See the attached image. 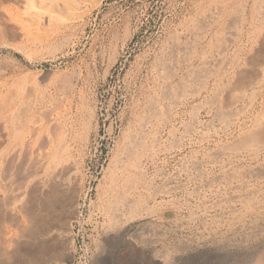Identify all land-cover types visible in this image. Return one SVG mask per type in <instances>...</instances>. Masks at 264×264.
<instances>
[{"label": "rangeland", "instance_id": "obj_1", "mask_svg": "<svg viewBox=\"0 0 264 264\" xmlns=\"http://www.w3.org/2000/svg\"><path fill=\"white\" fill-rule=\"evenodd\" d=\"M88 1L0 44V90L19 95L2 206L27 222L17 189L40 149V175L59 163L70 180L54 185L61 228L28 238L7 220L25 241L0 264H264V0ZM53 237L60 260L34 246Z\"/></svg>", "mask_w": 264, "mask_h": 264}, {"label": "bare ground", "instance_id": "obj_2", "mask_svg": "<svg viewBox=\"0 0 264 264\" xmlns=\"http://www.w3.org/2000/svg\"><path fill=\"white\" fill-rule=\"evenodd\" d=\"M88 0H0V44L2 45H7V44H12L14 45V37L16 35H20L21 31L24 32L22 30V26H31V27H36V18L40 17L41 18H45V26H43V30L44 32H46L49 27L52 26V24H57V28L59 26V23L63 21H69L70 18L81 15V5L85 2H87ZM94 1V0H93ZM255 1V0H254ZM253 1V2H254ZM89 2V1H88ZM6 3H10L13 4L15 6L16 12H11L9 11V13L7 12L8 10L5 9V4ZM98 3V1H97ZM257 4V3H256ZM7 5V4H6ZM234 5V4H233ZM245 5V4H244ZM232 7V6H231ZM233 10V9H232ZM231 13V12H230ZM84 15V14H83ZM82 17V16H81ZM79 18V17H78ZM55 19V20H54ZM74 20V18H72ZM40 21V20H39ZM44 21V20H43ZM53 21V23H52ZM54 21H56L54 23ZM42 21L38 22L41 23ZM233 22V21H232ZM44 24V23H43ZM72 24V23H71ZM262 24V23H261ZM65 25V24H64ZM71 26V25H70ZM201 26V25H200ZM38 27V26H37ZM36 27V28H37ZM40 27V26H39ZM67 27V25H66ZM50 28V29H51ZM60 28V27H59ZM227 28V27H226ZM56 28H54L55 30ZM64 30V27L61 28ZM32 30V29H31ZM53 30V29H52ZM28 30H26L27 32ZM37 31V30H36ZM32 32V31H31ZM39 31H37L38 33ZM41 32V31H40ZM54 32V31H53ZM58 32V31H57ZM49 33H51L49 31ZM59 33V32H58ZM179 33V32H178ZM52 34V33H51ZM34 35V33L32 34ZM47 35V34H46ZM29 36V35H28ZM41 36V34L39 35ZM48 36V35H47ZM46 36V38H47ZM63 36V35H62ZM34 37V36H33ZM22 38V37H21ZM20 38V39H21ZM27 38V37H26ZM30 39V38H29ZM34 39V38H33ZM19 40V39H18ZM39 41H41L40 37L38 39ZM37 40V41H38ZM45 40V39H44ZM190 40V39H189ZM229 40V38H228ZM16 41V40H15ZM36 41V40H35ZM223 43V42H222ZM23 46V45H22ZM225 49V48H224ZM242 54V53H241ZM231 57V56H229ZM228 57V58H229ZM173 58V57H172ZM236 63V62H235ZM248 66V65H247ZM223 71V70H222ZM221 71V72H222ZM200 72V71H199ZM53 73V72H52ZM204 74V73H203ZM62 75V74H60ZM2 77V76H1ZM227 77V76H226ZM32 78V77H31ZM56 78V77H55ZM252 78V77H251ZM239 79V78H238ZM69 80V79H68ZM197 80V79H196ZM233 80V79H232ZM254 80V79H253ZM16 82V81H15ZM245 82V81H244ZM19 83V82H18ZM43 83V82H42ZM58 84V83H57ZM244 85V84H243ZM54 87V86H53ZM57 87V86H56ZM230 88V87H229ZM243 88V87H242ZM27 89V88H26ZM30 90V89H29ZM34 90V89H33ZM239 91V90H237ZM236 91V92H237ZM29 92V91H28ZM45 92V91H44ZM171 92V91H170ZM235 92V91H234ZM31 94V93H28ZM23 95V94H22ZM179 95V94H178ZM215 95V94H214ZM229 95V93H228ZM18 91H14L13 93L10 92V90L7 89V91L4 90H0V151L2 146L5 144L7 137L9 135H11L14 131V128L12 127V122L13 121V113L17 108V103L16 101L19 99L18 97ZM32 96V95H31ZM59 96V95H58ZM64 96V95H63ZM222 97V96H221ZM231 98V97H230ZM22 99V98H21ZM42 99V98H41ZM29 101V100H28ZM60 101V100H59ZM238 101V100H237ZM21 102V101H20ZM58 102V101H57ZM227 102V101H226ZM31 103V102H30ZM22 104V103H21ZM38 105V104H37ZM22 106V105H21ZM31 106V105H30ZM219 106V105H218ZM16 107V108H15ZM23 107V106H22ZM27 107V106H26ZM231 107V106H230ZM36 108V107H35ZM55 108V107H54ZM57 108V107H56ZM15 109V110H14ZM53 109V108H52ZM23 110L24 109L23 107ZM36 110V109H35ZM168 110V108L166 109ZM224 110H222L221 112L223 113ZM229 111V110H228ZM233 111V110H232ZM16 112V111H15ZM19 112V111H18ZM26 111H24L23 113H25ZM220 112V113H221ZM227 112V110H226ZM16 114H18L16 112ZM27 113H25L26 116ZM67 114V113H66ZM224 114V113H223ZM231 114V113H230ZM238 114V113H237ZM20 115V114H19ZM232 115V114H231ZM22 116V115H21ZM227 116V114H226ZM236 116V115H235ZM15 118V117H14ZM20 118V117H19ZM29 118V117H28ZM33 118V117H32ZM18 119V117L16 118ZM15 119V120H16ZM50 119V118H49ZM222 119V118H221ZM23 120V119H21ZM30 120V119H29ZM53 120V119H52ZM258 120V119H257ZM237 121V120H236ZM29 122V121H28ZM51 122V121H50ZM61 122V121H60ZM74 123V122H73ZM162 123V122H161ZM232 123V122H231ZM257 123V122H256ZM17 124V123H16ZM21 124V123H20ZM260 124V123H259ZM23 125V124H22ZM25 125V124H24ZM42 125V124H41ZM261 125V124H260ZM16 126V125H15ZM37 127V126H36ZM53 127V126H52ZM56 127V126H55ZM38 128V127H37ZM21 129V126H20ZM17 129V130H20ZM55 129V128H54ZM57 129V128H56ZM46 130V129H45ZM53 130V128H52ZM59 130V129H58ZM35 131V130H34ZM197 131V130H196ZM20 132L22 133L23 131L20 130ZM29 132V130H28ZM39 132V131H37ZM159 132V131H158ZM259 132V131H258ZM18 133V131H17ZM31 133V132H30ZM52 133V132H51ZM50 133V134H51ZM60 133V132H59ZM144 133V132H143ZM15 134V133H14ZM24 134V133H23ZM35 134V133H34ZM17 135V134H15ZM20 134L18 133V136ZM37 135V134H36ZM249 135V134H248ZM52 136V135H51ZM64 136V135H63ZM56 137V136H55ZM62 137V136H61ZM60 137V138H61ZM259 137V136H258ZM17 138V137H16ZM20 138V137H19ZM247 138V137H246ZM256 138V137H255ZM54 139V138H53ZM64 139V138H63ZM240 139V138H239ZM248 139V138H247ZM257 139V138H256ZM263 139V138H262ZM16 140V139H15ZM18 140V139H17ZM11 141V140H10ZM14 141V139H13ZM12 141V142H13ZM19 141V140H18ZM40 141V140H39ZM45 141V140H44ZM251 141V140H250ZM236 142V141H235ZM239 142V141H238ZM260 142V141H258ZM264 142V141H263ZM36 143V142H35ZM43 143V142H42ZM7 144V143H6ZM13 144V143H12ZM26 144V143H25ZM174 144V143H173ZM233 144V143H232ZM231 144V145H232ZM239 144V143H238ZM243 144V143H242ZM245 144V143H244ZM253 144V143H252ZM230 145V144H229ZM235 145V144H234ZM255 145V144H254ZM262 145V144H261ZM9 146V145H6ZM38 146V145H37ZM45 146V145H44ZM43 146V147H44ZM53 146V145H52ZM257 146V145H256ZM255 146V147H256ZM12 147V146H11ZM36 147V146H35ZM241 147V145H240ZM9 148V147H8ZM27 148V147H26ZM70 148V147H69ZM134 148V147H133ZM229 148V147H228ZM234 148V147H233ZM247 148V147H246ZM260 148V147H259ZM7 149V148H6ZM13 149V148H12ZM11 149V150H12ZM15 149V148H14ZM51 149V148H50ZM66 149V148H65ZM76 149V148H75ZM131 149V148H130ZM220 149V148H219ZM11 150H5L8 151L6 152L7 154H9V152ZM4 151V149H3ZM17 151V150H16ZM63 151V149H62ZM61 151V152H62ZM15 152V150L13 151ZM37 152V151H36ZM58 152V150H57ZM56 152V153H57ZM60 151L58 153H61ZM225 152V151H224ZM12 153V152H11ZM50 153V151H49ZM55 153V152H54ZM57 153V154H58ZM220 153V152H219ZM18 154V152H17ZM17 154L16 152L13 154V158H17ZM51 154V153H50ZM221 154V153H220ZM10 155V154H9ZM12 155V154H11ZM53 155V153H52ZM51 155V157H53ZM65 155V154H64ZM132 155V154H131ZM5 156V155H3ZM19 156V154H18ZM50 155L48 154V152L43 151V149L39 150L37 152V154L34 156L33 160H32V165H31V171L30 173L34 174L35 178L32 179L33 182L30 185L25 184V186L20 183L19 187H18V192L20 194H24L26 196L23 197V200H21V204L19 205V209H21V212L23 211L25 216V221L27 219V222H23L24 224H22L19 221L17 222L20 230L24 232V230L28 231V238H35V237H39V236H46L49 235L54 229L57 228H61V224L64 221L63 218V213L58 212L56 214L55 212V205L56 203H58L60 200V195L57 193V189L54 187V185L57 184H61V185H69L70 184V180L65 177L66 174L64 173V167L63 165H56V171H55V175H54V182L48 183L47 180V174H45L46 172L48 173L49 171H45L44 174L45 175H40L41 172L46 169V167L48 165H50L49 161ZM60 157V155H57ZM11 158V156H9ZM2 156L1 159L2 160ZM6 160H7V155L5 156ZM54 158V157H53ZM58 158V157H57ZM134 159V158H133ZM5 160V159H3ZM21 160V159H20ZM8 162V161H7ZM13 162V161H12ZM15 162V161H14ZM13 162V163H14ZM22 162V161H21ZM3 165H5V161H3ZM2 164V163H1ZM8 165V163H6ZM11 164V163H9ZM53 164V163H52ZM57 164V163H55ZM66 164V163H65ZM5 165V167L7 166ZM262 165V164H261ZM11 166V165H10ZM263 166V165H262ZM261 166V169L262 168ZM68 167V166H67ZM2 169V166L0 167ZM11 168V167H9ZM49 168V167H48ZM259 168V167H258ZM0 169V171H2ZM50 169V168H49ZM260 169V168H259ZM260 169V171H261ZM23 170V169H22ZM30 170V169H29ZM6 171V170H5ZM13 172V169L11 170ZM68 171V170H67ZM201 171V170H200ZM11 172V175H12ZM26 172V171H25ZM24 172V174H25ZM252 172V171H251ZM250 172V173H251ZM3 173V172H2ZM5 173V172H4ZM14 173V172H13ZM43 173V172H42ZM53 173V172H52ZM52 173H48V174H52ZM144 173V172H143ZM264 173V172H263ZM22 174V173H21ZM2 175L3 179H5V174H0ZM7 175V174H6ZM23 175V174H22ZM26 175V174H25ZM24 175V176H25ZM73 175V174H72ZM236 175V174H235ZM8 176V175H7ZM14 176V175H13ZM19 176V175H18ZM47 176V177H46ZM1 177V178H2ZM11 177V176H8ZM27 177V176H25ZM13 178V177H11ZM9 180V178H6ZM18 179V178H17ZM27 179V178H25ZM117 179V178H116ZM21 180V179H19ZM19 182V181H18ZM50 182V180H49ZM25 183V182H24ZM1 184L3 185L2 181ZM0 184V187H1ZM77 184V183H76ZM60 188V187H59ZM56 189V190H55ZM5 190V189H4ZM3 191V190H2ZM12 191V189H11ZM63 191V190H62ZM66 193V192H65ZM72 195V194H71ZM14 197V196H13ZM236 197V196H235ZM2 198V197H1ZM0 198V200H1ZM25 199V200H24ZM234 199V198H233ZM3 200V199H2ZM1 200V201H2ZM7 200L5 199V202ZM4 202V200H3ZM11 202V201H10ZM65 202V201H64ZM7 203V202H6ZM10 204V203H9ZM4 206V207H3ZM0 202V255L2 256H6V258L11 255L10 253L8 254L7 252V245L10 243L14 246L17 245L19 246L20 244H22L23 241H25V237H24V233L21 232V235H19L20 237H11L8 236L6 229H5V222L7 220L9 221H14L16 220V213H15V209H13L14 207L11 206H6L3 205ZM6 206V207H5ZM13 207V208H12ZM64 207V206H63ZM61 209V207H59ZM18 209V208H17ZM57 209V208H56ZM64 208H62L63 210ZM65 211V209L63 210ZM20 212V211H19ZM18 215V214H17ZM23 215V214H22ZM69 215V214H68ZM67 215V216H68ZM165 216L169 217L172 216L173 213L170 211H166L164 213ZM15 222V221H14ZM15 222V223H16ZM12 223V222H11ZM14 223V224H15ZM7 226V225H6ZM13 226V225H12ZM23 226V228H22ZM14 227V226H13ZM11 227V228H13ZM15 230V229H14ZM247 238V237H246ZM26 243V242H25ZM28 243V242H27ZM63 243L60 241V239L58 237H53L50 241H46L41 240L38 242V244H35L34 246L37 249H40V251L42 250L43 252H47L48 256H50L52 259H59L60 257H62L63 251H64V247H63ZM11 246V245H10ZM33 246V245H32ZM9 247V246H8ZM13 247V246H12ZM11 248V247H9ZM8 248V251L11 250ZM35 249V248H32ZM39 251V252H40ZM36 252V251H35ZM42 252V253H43ZM37 253V252H36ZM41 253V254H42ZM44 255V254H43ZM46 256V255H44ZM1 257V256H0ZM1 258H5V257H1ZM41 259V257H40ZM47 259V258H46ZM49 259V258H48ZM30 260V259H29ZM38 262H40L41 260H39V258L34 259ZM60 260V259H59ZM251 264V263H250Z\"/></svg>", "mask_w": 264, "mask_h": 264}]
</instances>
